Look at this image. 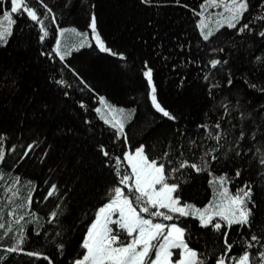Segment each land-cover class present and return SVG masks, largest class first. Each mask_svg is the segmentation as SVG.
Listing matches in <instances>:
<instances>
[{"label": "trees", "instance_id": "16d2710c", "mask_svg": "<svg viewBox=\"0 0 264 264\" xmlns=\"http://www.w3.org/2000/svg\"><path fill=\"white\" fill-rule=\"evenodd\" d=\"M46 2L57 15V22L65 28L76 27L89 31L90 15L96 12L99 28L107 42L115 50L127 54L126 59H121L100 51L93 43L92 47L86 45L79 51L74 50L68 60L101 95L126 109L136 108V113L126 123L129 144L135 146L145 143L151 146V155L156 156L167 150L170 141L174 156L183 149L187 158L194 159L193 152L198 155L199 151L189 141L195 139L199 143L207 131L197 128V125L205 122L206 112L207 122L213 127L214 118L219 119L215 112L208 111V100L211 98L206 95V82L202 79L204 63L193 64L185 55L186 52L195 53L198 57L202 56L205 63L213 55L203 47L197 51V16L193 15L191 7L198 8L202 0H184L191 7L174 3L145 6L141 0ZM4 7H10V0H0V8ZM40 10L43 11L42 8ZM14 19L16 23L8 45L0 46V131L8 132L10 143H16L17 148L7 154L6 165L2 167L14 175L19 174L22 179L35 182L29 186L34 187L32 208L29 211L37 213L43 229L37 235L31 232L36 224H30V239L25 247H42L55 261H61L64 257L59 254L54 243H46L44 233H47L50 241L56 229L60 228L63 232L60 239L66 244L71 241L73 247L78 246L86 231V224L94 217L95 209L106 200L104 193L116 181L115 162L103 164L102 159L107 158L102 157L97 144L105 143L110 151L121 156L128 145L122 143L123 137L117 141L110 126L95 113L99 105L96 94L86 88L75 74L69 69L62 73L69 81L68 86L58 85L49 78L62 66L58 57L54 61L44 54L53 50L55 42L56 28L51 18L47 21L51 33L43 42L39 40V27L26 13L14 14ZM221 32L223 34H218L212 47H224L225 51L219 55L228 59L229 64L223 66L216 79L221 82L220 88L231 87L232 92L220 93L217 89L216 99L220 100L223 95L233 104L238 101L242 105L239 110H233L230 118H224L222 127L228 129L230 120L235 124L239 120L238 111L246 109L256 116L253 123L255 129L264 119V113L261 112L264 93L259 88H250L249 82L264 87V75L259 72L255 59L256 56L264 57V44L258 37L253 38L249 34H236L231 29L227 32L222 29ZM180 44L185 47L180 48ZM145 59L154 68L159 98L181 117L180 121L163 117L151 106L142 74V62ZM181 60L185 63L180 64ZM173 63L178 67L172 68ZM229 69L235 73L234 87L227 85L224 80ZM245 74L249 76L248 81L244 80ZM181 77L186 78L183 87L179 84ZM64 90L70 95L64 96ZM80 99L88 104L87 110L80 107ZM85 118L91 123H86ZM177 131L183 135H174ZM34 139L38 141L37 145L28 150L27 144ZM208 143L213 141L208 140ZM189 147L192 151L188 150ZM25 151H28L27 156H23ZM45 151L48 153L46 156L43 155ZM237 164L238 158L221 159L219 163L213 162V169L217 174L229 171L231 175ZM186 173L191 179L183 185L182 195L202 206L212 195V187L208 183L211 176L206 171L196 173L190 167L186 168ZM243 177L254 180L257 187L255 198L260 207L257 209L256 230L259 233L260 226L264 224V181L247 166ZM239 179L235 178L234 183ZM52 183L57 184L59 191L45 200ZM57 204L64 209L59 224L52 222L48 215ZM181 219L193 228V246L201 251L207 247L210 257L213 248L217 249L218 254L222 237L203 229L195 218ZM230 237L238 239L233 232H230ZM10 258L11 264H48L43 257L33 258L25 253H13Z\"/></svg>", "mask_w": 264, "mask_h": 264}, {"label": "snow or ice", "instance_id": "6c2138e0", "mask_svg": "<svg viewBox=\"0 0 264 264\" xmlns=\"http://www.w3.org/2000/svg\"><path fill=\"white\" fill-rule=\"evenodd\" d=\"M141 2L145 6L174 3L191 7L184 3V0ZM0 11V46L8 45L13 35V25L16 23L14 14L26 13L27 17L35 22L40 29L41 42L51 33L47 23L49 17L51 18L56 28L55 42L52 45L53 50L44 54L54 61L58 57L62 66L49 78L58 85L68 86L69 81L62 73L69 69L75 74L86 88L96 94L99 105L95 108V113L110 126L117 141L123 137L122 143L128 145L121 156L110 151L105 143L97 144L102 157L107 158L102 159V163L111 165L115 162L116 181L104 193L106 200L95 209L94 217L86 224V231L78 246L73 247L71 241L66 244L60 239L63 235L60 228L56 229L50 241L47 233H44L46 243H54L59 254L64 257V260L55 261L42 247H25L30 239L29 225L36 224L31 232L37 235H40L43 229L37 213L29 211L32 208L34 191V187L29 186L35 182L22 179L19 174L14 175L2 167L6 165L7 154L15 151L17 144L10 143L8 132L0 131V181H3V184H0V264H11L10 257L13 253H25L33 258L43 257L48 264H264V234H261L264 233V224L260 226L259 233L256 230L257 209L260 207L255 198L257 187L254 180L243 177L247 166L264 181V119H261L254 129L256 116L245 109L238 111L239 120L235 124L230 120L228 129L222 127L224 118H230L233 110H239L242 105L238 101L233 104L223 95L220 100L216 99L217 89L220 93L231 94L232 88H220L221 82L216 79L223 66L229 64L228 59L219 55L225 48L212 47L213 42L218 39V34H223L222 29L224 32L231 29L236 34L258 37L261 44H264V0H202L198 8L191 7L193 15L197 16V51L203 47L213 55L206 63L202 56L198 57L195 53L186 52L185 55L193 64L204 63V68L201 69L202 79L206 82V95L211 98L208 100V111L215 112L219 117L214 118L213 127L207 122L206 112L205 122L197 125V128L207 131L203 133L199 143L195 139L189 141V144L196 146L199 151L198 155L193 152L194 159L187 158L183 149L174 156L170 141L167 150L156 156L151 155V146L145 143L130 145L126 123L132 119L136 108L126 109L101 95L69 62L68 58L72 57L74 50L79 51L86 45L92 47L93 43L104 53L126 59L127 54L111 47L102 35L96 12L90 15L89 31H82L76 27H61L57 22V15L46 0H10V7L0 8ZM257 21L260 23L257 24ZM148 22L152 23L151 20ZM68 33L77 38L78 43L70 42ZM201 41L208 44L204 45ZM179 47L183 49L185 45L180 44ZM255 59L259 72L264 75V57L256 56ZM184 63V60L180 61V64ZM142 64L146 94L151 106L163 117L180 121L181 117L159 98L158 84L150 61L145 59ZM171 67L177 68L178 65L173 63ZM234 76L233 71L227 70L224 77L227 85L234 87ZM185 79L180 78L181 87L185 84ZM244 80H249L247 74ZM249 87L259 88V91L264 93V87L256 83L249 82ZM63 95L69 96L70 93L64 90ZM78 103L82 109H88L84 99H80ZM261 112L264 113V107ZM85 122L91 123L87 118ZM174 135L183 133L177 131ZM208 140L213 143L209 144ZM37 143V140H32L27 144V149L32 150ZM188 150L192 151V148L189 147ZM27 155L28 151H25L23 156ZM43 155L48 153L45 151ZM236 158L238 164L234 166L231 175L229 171L217 174L213 169V162ZM188 167L196 173L206 171L211 176L208 183L212 187V195L202 206L182 195L183 185L191 179L186 173ZM235 178L240 179L234 183ZM58 191L57 184L52 183L44 199L47 200L48 196ZM63 212L64 209L57 204L48 214L49 219L59 224ZM189 217L198 220L203 229L211 230L223 238L218 254L217 249L213 248V255L210 257L207 247L201 251L193 246V228L181 219ZM230 232L238 236V239H232Z\"/></svg>", "mask_w": 264, "mask_h": 264}, {"label": "rangeland", "instance_id": "374dc122", "mask_svg": "<svg viewBox=\"0 0 264 264\" xmlns=\"http://www.w3.org/2000/svg\"><path fill=\"white\" fill-rule=\"evenodd\" d=\"M69 39H70V42H77L78 43V39L75 38L71 33H68L67 34Z\"/></svg>", "mask_w": 264, "mask_h": 264}]
</instances>
